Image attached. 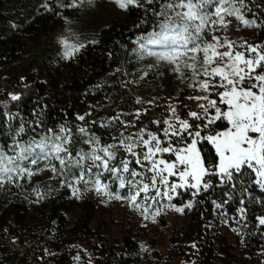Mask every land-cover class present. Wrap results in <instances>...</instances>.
I'll use <instances>...</instances> for the list:
<instances>
[{
    "label": "snow or ice",
    "instance_id": "obj_1",
    "mask_svg": "<svg viewBox=\"0 0 264 264\" xmlns=\"http://www.w3.org/2000/svg\"><path fill=\"white\" fill-rule=\"evenodd\" d=\"M115 2L123 10L143 8L152 17L149 29H138L141 35L132 52L140 60L151 58L148 68L165 65L188 89L200 93L186 97L195 102V109L182 102L167 105L168 115L151 121L157 131L144 126L127 132L135 127L141 112H147L146 108L137 109L135 119L129 121L122 120L123 113H118L101 123V127H107L119 121L123 130L118 136H109L112 143H102V136L78 126L77 140L86 147L73 150L72 128L66 124L46 127L40 118L46 105L39 110L34 108V119L28 125L34 135L23 138L27 132L21 118L12 143L0 146V189L22 187L21 181L30 182L47 170L52 173L50 178L58 177L60 187L71 189L77 199H82L84 192L94 191L97 196L121 201L145 220L156 222L166 208L183 213L194 204L203 203L197 197L215 193L219 188V201L210 202L221 211L235 198L239 205L236 214L224 217L223 222L231 220L239 225L232 231L243 244L244 230L249 226L247 205L264 207V42L245 40L238 44L223 33L233 21L244 28L264 29V19L256 17L249 7L252 0ZM84 3L85 0H44L41 7L52 12L54 7L76 8ZM54 14L61 16L59 11ZM65 23L71 22L65 19ZM97 44L99 40H81L67 28L58 35V55L71 59L89 45ZM20 79L24 81L26 77ZM24 87L26 93H8L10 100L22 103V97L32 91L28 85ZM5 115L13 120L19 113ZM85 115H78L77 119L83 121ZM217 122H222V126ZM257 188L261 196L254 197ZM52 191H43L39 185L33 187L35 202L47 198ZM184 193H190L192 199L180 206L173 203ZM254 219L257 228L264 227V215ZM17 240L13 237L12 243ZM191 246L196 247L195 243ZM83 251L87 253L86 249ZM57 255L44 248L38 259L44 264L45 257ZM72 259L76 264H93L91 253H87L86 260L79 252Z\"/></svg>",
    "mask_w": 264,
    "mask_h": 264
},
{
    "label": "trees",
    "instance_id": "obj_2",
    "mask_svg": "<svg viewBox=\"0 0 264 264\" xmlns=\"http://www.w3.org/2000/svg\"><path fill=\"white\" fill-rule=\"evenodd\" d=\"M13 1L15 0H0V12L4 13L7 3ZM60 2L68 3L70 0ZM245 2L248 3V0ZM249 7L256 17L264 19V0H252ZM56 11L61 16H56ZM80 13L81 7H54L52 12L42 8L35 16L23 17L19 21H13L10 15L0 19V146L7 147L12 143L15 130L22 122L21 118L27 132L23 138L27 140L34 135L28 130L29 123L34 119L33 109L39 110L46 105L40 115L46 127L55 128L66 124L74 133L73 150L86 147L78 142V134H75L78 127L76 109L83 106L87 99L99 103L115 96V89L120 85V82L112 84L110 80L115 68L138 75L146 68L147 57L138 59L132 49L137 37L141 35L138 29H149L152 17L143 8L129 7L126 17L113 19V22L99 32V44L89 45L77 53L74 59L67 60L64 65L67 72L60 69L57 73L53 72L51 66L56 59L52 52L53 35L58 28L64 26L65 19L68 21ZM13 25L17 27L14 28ZM44 42L46 44L41 48ZM19 64H22V72L18 71ZM150 70L153 76L160 77L162 74L160 69L152 67ZM21 74H25L26 80L21 81ZM24 85H28L32 91L22 97V103L11 101L8 93H26ZM5 104L7 108L4 107ZM5 112L19 113V116L8 120ZM114 114L111 111L107 116ZM98 127L97 123L86 125L90 131L102 136ZM119 158L118 156L117 161ZM33 178L30 182L21 181L22 187L6 186L5 189H0V264H41L38 257L43 255L44 248L59 253L55 257H45L44 264H76L72 257L77 254L78 249L65 246L62 241L64 237L59 231L67 221L65 212L70 208L68 201H73L66 200L70 197L69 189L65 188L37 203L32 192V188L37 186V180ZM113 189L115 190V186ZM253 196H261L258 188L253 191ZM189 199H192L191 194L184 193L175 198L174 202L181 205ZM197 199L203 200V203L185 209L189 218L187 225L171 236V243L178 255L193 264H212L217 258L215 250L218 241L230 257L231 264H264V227L257 228L254 219L257 215H264V207L255 203L247 205L249 226L244 230L243 244L238 236L241 245L239 255H233L224 242L225 238L212 231V226L219 220V211L210 201H219V188L215 193L210 191ZM238 206L234 198L224 211L233 216ZM90 219L88 217L83 222L75 223L68 230L71 237L84 234L90 239L95 234L89 226ZM4 229L8 231L5 232ZM13 237L18 238L16 244L12 243ZM193 243L195 248L191 246ZM97 253L93 264L143 263L140 244L131 230L123 234L117 246H104ZM153 258L156 259L155 264H170L172 261L171 258H164L159 251L153 253Z\"/></svg>",
    "mask_w": 264,
    "mask_h": 264
},
{
    "label": "rangeland",
    "instance_id": "obj_3",
    "mask_svg": "<svg viewBox=\"0 0 264 264\" xmlns=\"http://www.w3.org/2000/svg\"><path fill=\"white\" fill-rule=\"evenodd\" d=\"M44 0H15L7 3V10L4 13L0 12V19H4L10 15L13 21H19L23 17L35 16L42 7ZM81 13L78 16L68 19L70 24L58 28L51 41L52 52L56 59L52 64L53 72L57 73L58 69L67 72L64 65L67 60L61 58L58 53L61 51V46H58V35L65 29L71 28L81 40L98 39L99 32L111 22L113 19H120L127 16L128 9H121L115 0H93L90 4L88 0L80 6ZM249 18H251L249 16ZM218 35L220 33H217ZM229 39L238 44L243 41L249 43L264 42L263 29L244 28L238 22L233 21L225 33ZM72 38L70 37V40ZM46 42L41 46L44 47ZM75 56L72 58L74 59ZM151 62V58H147L146 64ZM142 74H134L133 72L123 71L120 68H115L111 77V83L120 82L119 87L115 89V96L107 98L103 101L93 102L87 99L83 106L76 109V115H85L83 121L78 120V126L86 127L88 124H93L96 121L100 134L104 137V143H112L109 136H118L123 129L119 121L112 122L107 127H101V123H107V113L114 111L116 116L118 113H123L121 119L124 121L134 120L137 109H147V112H141L139 119L136 121L134 128H129L127 132H135L138 129L148 126L152 131H157V127L151 124L152 120L168 115L167 105L177 104L182 102L188 104L190 108L195 109V102L186 99L189 95L200 94L188 89L185 84L181 83L175 74L163 64H158L154 68L161 70V76H153V72L148 68ZM18 71H23L22 64L17 66ZM147 72V75L144 73ZM25 74H21V77ZM139 99V102H138ZM151 102V104L149 103ZM179 110V109H178ZM183 115V111L180 112ZM113 117V116H111ZM218 126H222V122H217ZM160 127H163L161 124ZM125 132V134H127ZM52 173L44 171L36 175L37 185L43 191H48L51 188L52 194H58L65 187H60L59 179L50 178ZM114 190V189H113ZM70 191V197L66 200L70 202V208L65 212L67 217L66 224L59 228L64 239L62 240L65 246L78 245V252L82 260L87 259V253H91L92 260L97 256V252L104 246H117L122 239L123 234L131 230L140 244V253L143 259L142 264H155L153 253L159 251L164 258H171L170 264H193L182 255L177 254L175 246L171 243V236L176 230L182 229L188 223V215L178 213L172 209H165L161 215L156 217V222L151 218L145 220L139 213L131 211L121 201H107L105 198L97 196L94 191L84 192L82 199L74 197ZM49 195V196H50ZM48 198V197H47ZM45 198V199H47ZM104 201V202H102ZM173 203L174 200H173ZM176 204V203H175ZM180 206V205H178ZM223 213V215H222ZM229 213L224 209L219 211V220L212 226V231L221 237L225 238L226 244L230 248V253L239 255L241 250L238 235L232 231L233 223L231 220L228 223L223 222L224 217H229ZM90 217L89 226L95 234L87 238L84 234L78 237H71L68 230L75 223L85 221ZM89 239V240H88ZM86 249L87 253L83 250ZM216 259L212 264H231L230 257L227 256L222 249V243L217 241ZM94 262V261H93Z\"/></svg>",
    "mask_w": 264,
    "mask_h": 264
}]
</instances>
